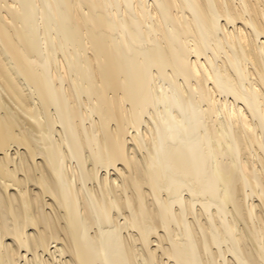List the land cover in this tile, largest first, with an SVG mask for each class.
I'll return each instance as SVG.
<instances>
[{
  "label": "bare ground",
  "instance_id": "bare-ground-1",
  "mask_svg": "<svg viewBox=\"0 0 264 264\" xmlns=\"http://www.w3.org/2000/svg\"><path fill=\"white\" fill-rule=\"evenodd\" d=\"M0 264H264V0H0Z\"/></svg>",
  "mask_w": 264,
  "mask_h": 264
},
{
  "label": "rangeland",
  "instance_id": "rangeland-1",
  "mask_svg": "<svg viewBox=\"0 0 264 264\" xmlns=\"http://www.w3.org/2000/svg\"><path fill=\"white\" fill-rule=\"evenodd\" d=\"M13 151H14V150H13ZM13 151H11L12 154L14 153ZM52 250H54V248H53ZM47 256H48V255H47Z\"/></svg>",
  "mask_w": 264,
  "mask_h": 264
}]
</instances>
